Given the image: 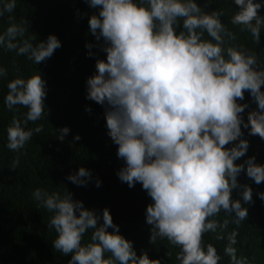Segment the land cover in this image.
<instances>
[{
    "label": "clouds",
    "instance_id": "1",
    "mask_svg": "<svg viewBox=\"0 0 264 264\" xmlns=\"http://www.w3.org/2000/svg\"><path fill=\"white\" fill-rule=\"evenodd\" d=\"M85 2L99 9L88 19L89 31L97 42L103 40L106 53V59L96 60L95 74L87 78L86 98L107 105L108 135L118 145L117 156L125 161L118 170L119 179L129 187L141 183L151 197L146 207L150 242L166 238L178 246L180 264H218L216 249L202 244L204 234L227 227V219L223 223L214 219L221 211L233 215L237 225L247 218V209L232 198L233 190L241 187V172L256 184L264 182V165L256 163L254 156L236 163L249 147L241 138V125L249 128L250 135L264 139V67L255 53L232 45L236 37L222 23V11L205 12L196 0ZM234 3L238 11L231 23L249 32L258 44L264 2ZM15 6V0H8L0 16ZM26 31V19L10 23L0 34V47L39 64L61 46L55 34L33 45L36 37L24 39ZM205 33L210 39L204 38ZM86 47L91 56L92 44ZM6 75L7 70L0 67V77ZM7 87V108L19 105L28 110L24 125L44 115L45 81L39 72L27 79L15 78ZM246 91L257 109L248 112L245 122L241 114L247 105L238 101L244 100ZM42 131V125L25 130L13 119L7 129V148L18 152L33 133ZM68 132V127L59 129L58 138L63 140ZM74 139L79 140V135ZM18 163L19 157L11 169ZM90 179L91 172L84 167L68 175L78 186H86ZM241 195L244 202H252L250 186L244 185ZM258 195L264 200V192ZM33 199L52 213L48 227L57 234L53 248L70 256L67 264H160L146 252L137 255L132 242L119 234L107 208L100 223V216L73 200L70 192L61 196L37 188ZM89 230L90 242L82 243ZM236 236L233 231L227 237L225 253L230 264H247L237 258L232 246Z\"/></svg>",
    "mask_w": 264,
    "mask_h": 264
},
{
    "label": "trees",
    "instance_id": "2",
    "mask_svg": "<svg viewBox=\"0 0 264 264\" xmlns=\"http://www.w3.org/2000/svg\"><path fill=\"white\" fill-rule=\"evenodd\" d=\"M8 0H0V8ZM203 11H222V23L235 34L232 45L249 53H255L260 66L264 67V27L261 28L259 43H255L251 34L241 31V26L231 23L232 16L238 11L234 0H196ZM264 2V0H262ZM11 13L0 16V34L10 23L28 22V31L24 39H30L33 45L55 34L61 46L50 58L39 64L29 60L26 55H17L0 47V67L7 70V75L0 77V264H67L70 256L58 253L53 248L56 237L54 229L48 227L52 213H49L33 199V192L40 188L59 192L61 196L70 192L73 200L83 202L87 209L94 210L100 216L105 208L110 211L114 224L118 225L119 234L130 240L137 255L147 253L150 259H158L160 264H180L178 246L172 245L166 238H157L150 242L151 225L146 223V207L151 197L142 188L141 183L129 187L122 182L117 173L125 166V161L117 156L118 145L108 135L105 109L87 99V78L96 72V60L106 59L102 50L103 40L97 42L89 31L88 19L98 14L85 0H15ZM264 16V7L260 9ZM180 31V28H177ZM205 39H210L207 33ZM92 44V55L86 44ZM39 72L45 81L44 115L35 123L24 125L27 109L15 106L9 110L5 104L8 83L15 78L27 79ZM264 90V86H262ZM246 104L241 114L247 121L249 111L257 109V102L245 92ZM90 108L91 111L86 109ZM13 119L19 120L25 130L43 126V131L33 133L18 152L7 148V129ZM68 127L64 139H59V129ZM242 139L248 141L245 156L236 163H243L248 157H255L258 164L264 165V139L250 135L249 128L243 125ZM79 135L80 139L74 137ZM238 143V141L233 142ZM229 144L227 147H231ZM19 157L14 170L12 162ZM84 167L91 172V179L86 186H78L68 180V175ZM97 179L100 181L97 186ZM241 187L234 189L232 198L239 199L248 215L239 225L233 223V215L221 211L214 217L218 222L229 221L224 229L206 232L202 244L206 249L213 246L220 256L218 264H230V257L225 253L229 241L227 237L235 231L238 259L247 264H264V200L259 197L264 192V182L255 181L241 172L238 176ZM252 189V202L242 199L243 186ZM109 231L113 229L109 228ZM220 234L224 238L217 239ZM91 230L82 240L90 242ZM110 255L108 253L105 254Z\"/></svg>",
    "mask_w": 264,
    "mask_h": 264
}]
</instances>
